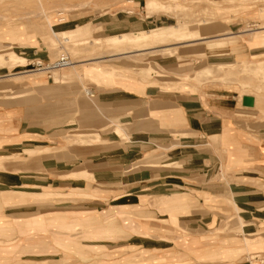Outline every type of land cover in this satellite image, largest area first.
Wrapping results in <instances>:
<instances>
[{
  "label": "rangeland",
  "instance_id": "374dc122",
  "mask_svg": "<svg viewBox=\"0 0 264 264\" xmlns=\"http://www.w3.org/2000/svg\"><path fill=\"white\" fill-rule=\"evenodd\" d=\"M148 1L0 0V34L23 28L32 38L26 43L0 40V53L15 51L23 58L21 63L0 64V159L8 168L0 170V264H179V257L187 254L181 246L185 240L195 243L189 246L191 251L197 249L193 256L189 250L187 264H216L225 255L218 246L227 240L216 234L203 235L202 222L206 229L219 226L240 232L244 222L232 213L234 207L227 200L166 184L172 180L166 175L179 174L181 167L180 163L167 164L166 148L181 143L166 145L164 141L165 136L172 140L187 136L178 133L186 122L181 110L171 104L182 95L205 102L224 95L237 100L233 103L242 102L244 96L254 97V107H246L257 106L254 117L238 111L239 128L250 138L255 134L251 124L264 123V66L257 65L264 63V48L248 43L251 38H264V0H158L163 6L152 11ZM182 24L208 38H232L226 50L214 53L206 42L176 47L177 41L172 40L166 46L169 51L111 56L117 49L130 50L134 45L128 40L113 44L108 37L123 33L134 37ZM48 25L56 32L80 31L77 42L61 36L52 40ZM77 48L80 51L74 52ZM66 56L73 62L67 68L37 67ZM90 57H104L98 66L116 71L111 80L86 72L97 65L82 66ZM150 67L157 72L145 74ZM65 72L69 78L63 76ZM149 87L157 101L141 105L129 104L134 96L121 92L146 96ZM153 103L156 107L149 105ZM138 105L141 111L131 114ZM170 108L174 111H164ZM134 118L150 119L141 124L152 123L162 142L156 152L147 150L133 159V155L124 157V151H134ZM27 148L40 151L27 155ZM17 175L33 177L32 182L20 187ZM217 179L225 180V176ZM13 183L18 187H12ZM7 190L10 195L47 190L61 194L30 195L23 201L3 198ZM71 191H89L95 196L69 195ZM19 201L22 204L6 207ZM214 210L220 213L219 220H202V215ZM56 215L64 218L58 226L47 222L39 231L26 232L23 221L14 220L38 216L48 220ZM235 253L233 262L240 255Z\"/></svg>",
  "mask_w": 264,
  "mask_h": 264
},
{
  "label": "crops",
  "instance_id": "0c3cea01",
  "mask_svg": "<svg viewBox=\"0 0 264 264\" xmlns=\"http://www.w3.org/2000/svg\"><path fill=\"white\" fill-rule=\"evenodd\" d=\"M261 48H264V46ZM33 55L36 56L37 54ZM151 89L152 87H149L145 91L146 96H141L129 90H121V92L134 96L133 100H129V104L132 102L133 104L138 103L141 105V103H147L148 101L152 103V100H154L153 98L156 97V95L150 91ZM137 90L140 91L139 88ZM146 98H148L147 101ZM232 101L237 100L224 95H222V98H213L206 102L201 100L200 97L193 95H182L175 100H171V104L176 106L175 110H181L186 122V126L181 128L179 132L187 136H182L178 140L169 139L170 137L167 136L165 139L166 141H164L166 145L172 144L174 141H179L181 143L179 147L166 148L165 153L170 160L167 164L174 165L180 163L181 165L179 174L172 172L173 174L166 175L165 178L167 180L172 179L170 181L171 183L166 184L184 187L187 190L208 193L214 199L227 200L234 207L232 213L235 215L237 214L236 216L244 222L239 233L237 231L220 228L219 226L213 227L212 229L207 228L208 231H206L205 222H202V230H204V233H202L203 235L216 234L220 235L222 239L227 240V244L221 243V246H218L225 255H221L222 261L216 264H255L254 261H257V259L261 260L260 263L258 262L259 264H264V129H259V131L256 132L252 123L251 125L253 128L251 132L255 134L252 135L253 137L249 138V136H247L248 132H243L242 129L239 128L240 120L238 119L237 113L241 111L244 113L243 115L245 117L252 119V116L254 117L253 111L256 110L257 106L248 109L243 106L242 102L233 103ZM165 102L167 103V101ZM128 103L127 105H129ZM140 105H138L139 107H135V109L131 111V114L135 115L136 111L140 112ZM149 105L151 107H156L157 104L153 103ZM134 106L135 105H133V108ZM143 106H145V111L147 106L145 104ZM151 107L147 109V114L149 116L151 114ZM153 111L157 112L156 109ZM164 111L173 112L174 108L164 109ZM181 112L178 111V115H180ZM42 113H45V111ZM150 119L142 120L140 118H134L132 120L134 132L131 138L134 151L131 153L125 150L124 157L133 155L134 159V156L139 157L147 150L149 153L157 151V144L162 142L161 137L154 131V128H152V123L149 125L147 123L145 125L141 124ZM254 136L256 137L254 138ZM167 139H169V141ZM148 143L150 144L148 145ZM38 151H40V149L34 150V148H30L29 151L28 148V153L30 155ZM222 174L225 176V180L217 179V177ZM10 175L14 176L16 174L13 173ZM16 177L20 182L22 181L20 184L18 183L20 187L28 185V182H32L31 180L33 179V177L28 178V176L23 178L17 175ZM71 181L75 183L82 180ZM11 186L16 187L17 184L13 183ZM79 194L92 195L85 196L87 198L95 196L89 191H71L69 193V195L76 196H80ZM201 201L199 202L201 203ZM118 214L121 213L119 212ZM111 216L112 215H110V217ZM201 217L202 220H210L215 217L219 220L221 215L217 210H214ZM62 219L64 218L57 217L56 215L48 220L39 216L38 218L28 221L20 218L14 220L23 221L21 226L25 227L24 229L26 230H39V228L47 226V222H50L53 226H58L59 222L63 221ZM36 221L39 223H36ZM196 229L201 228L196 227ZM212 230H216V232L211 233L210 231ZM194 244L193 242L190 243L188 240L183 241L181 246L183 247V251L187 252V254L185 253L186 257L183 255L179 257V264H187L190 261L188 259L189 256H191V249L189 246ZM191 252L193 256V254H195L193 252H197V249L192 248ZM234 252L237 254L240 253V255L237 256L236 260L233 262L231 260L235 258L232 257ZM198 256L200 257L199 254L195 257ZM203 264L208 263L204 261Z\"/></svg>",
  "mask_w": 264,
  "mask_h": 264
},
{
  "label": "bare ground",
  "instance_id": "6f19581e",
  "mask_svg": "<svg viewBox=\"0 0 264 264\" xmlns=\"http://www.w3.org/2000/svg\"><path fill=\"white\" fill-rule=\"evenodd\" d=\"M234 1V0H233ZM163 5L160 4L158 2V0H149L148 1V4H147V7H148V10L149 11H152L154 8H160L162 7ZM230 17V16H229ZM228 18V17H227ZM191 25V22L189 23ZM193 24V23H192ZM194 25V24H193ZM49 28H53V26L51 25H48ZM194 27H196V25H194ZM193 27V28H194ZM250 30V29H249ZM80 31H74V30H70V31H62V32H56L52 29V35H51V38L52 40H55L54 38L58 37V36H61L63 38H66V39H69V40H75L77 42V38H78V33ZM84 34H88L89 32L88 31H83ZM244 32V31H243ZM246 33V32H244ZM127 34V33H126ZM131 34V33H130ZM137 35L134 37H127L124 33L122 35H115V36H112V37H108V41L110 43H113V44H121L122 42L128 40L129 42H131L134 46L130 49V50H127L125 48H120V49H117V51H115L114 55H111V56H119V55H123L124 57V54L125 53H135V52H139V53H158V52H165V51H169L170 48L166 47L169 45V42H171L172 40H176L177 43H174L176 44V47H178L179 45H183V44H194L196 42H206L207 44V48L208 50H210L211 52H216L217 50H221V49H227V45L230 43L228 41H230V39L232 38L231 35H224V36H220V37H216V38H208L203 36L202 33L198 30V31H194L191 28L188 27L187 24H182V25H178V26H175V27H167V28H161V29H158V30H148V31H144V32H141V34H138L136 33ZM132 35V34H131ZM238 35V34H236ZM30 39H32L31 37H28L27 35V32L26 30H24L23 28H9V29H6L4 31H2V33L0 34V40H6V41H17V42H20V43H26L27 41H29ZM56 41V40H55ZM216 42V43H214ZM248 43L253 47L255 46L256 48H261L262 46H264V38H251ZM11 48V47H9ZM52 48V47H51ZM80 48V47H79ZM77 48L76 50H74V52H78L80 51V49ZM179 49V48H178ZM255 49V48H254ZM8 50V48H7ZM82 50V49H81ZM4 52V51H3ZM134 55V54H133ZM145 55V54H144ZM140 56V55H137V57ZM134 57V56H133ZM127 58V57H126ZM129 58V57H128ZM136 58V57H134ZM104 59V57H90L83 62L84 65L82 66H87V63H95L97 65H93L91 66V70H87L86 72H89V74L91 76H95L96 78H104V79H109L111 80L113 75H115L116 71L114 70H109V69H105V68H102L100 66H98V64L101 62V60ZM120 59V58H119ZM137 59V58H136ZM23 60V58L15 51H8V52H4V53H0V64H4L7 62H13V63H21ZM110 60V59H109ZM134 60V59H133ZM86 62V63H84ZM12 64V63H11ZM73 65V62H71L70 64L66 65L65 68L69 67ZM257 65H261L264 66V63L261 61L259 62ZM53 72V71H52ZM157 71L153 68V67H150L146 70L145 74L147 75H152L153 73H156ZM255 72V71H253ZM55 73V72H54ZM255 75L258 76V74L255 72L254 73ZM253 75V74H252ZM254 75V76H255ZM16 76H20V75H16ZM63 76L66 78L68 76V78L70 77L69 74H67V72L63 73ZM117 76V75H116ZM55 77L58 78L59 77V74H56L55 73ZM261 77V76H260ZM263 77V76H262ZM150 78V77H149ZM147 79V78H146ZM151 79V78H150ZM172 83V82H171ZM181 86V85H180ZM46 91V90H45ZM45 91H42V92H45ZM89 93V92H88ZM60 94V93H59ZM55 95V94H54ZM53 96V95H52ZM52 96H49V97H52ZM53 98V97H52ZM149 112V111H148ZM262 118V117H261ZM261 120V119H260ZM264 120V119H263ZM30 122L32 121H29V124ZM33 124V123H32ZM264 124V123H263ZM261 123V125H255L253 127H255V131H259L264 129V125ZM30 126V125H29ZM113 126V125H112ZM115 127V126H114ZM113 127V128H114ZM118 131H122V129L118 126ZM112 129V128H111ZM113 130V129H112ZM114 131V130H113ZM116 131V130H115ZM178 133L180 135H182L183 133L179 132ZM121 136V135H120ZM205 136V135H204ZM167 137V136H165ZM169 137V136H168ZM163 138V136H162ZM93 140V139H92ZM136 141V140H135ZM138 142V141H137ZM134 143V142H133ZM150 143H148L149 145ZM144 145V144H143ZM7 148V147H6ZM26 151V154L29 155L28 153V148L27 149H24ZM35 150V149H34ZM29 151H30V148H29ZM110 151V150H109ZM13 152V151H12ZM19 152V151H18ZM1 153V152H0ZM7 153V152H5ZM4 154V153H2ZM8 154V153H7ZM18 154V153H17ZM0 158H2L0 156ZM3 159H0V170H6L8 169L7 168V163L3 161H1ZM52 161V160H51ZM161 161H155V163H160ZM13 163V162H11ZM39 163V162H38ZM55 163V162H54ZM169 163V162H167ZM15 164V162H14ZM40 164V163H39ZM46 164V163H45ZM52 164V163H51ZM82 164V163H81ZM113 164V163H112ZM118 164V163H117ZM41 165V164H40ZM167 165V164H166ZM62 166V165H61ZM113 166V165H112ZM117 166V165H116ZM42 167H43V164H42ZM86 168V167H85ZM14 169V168H13ZM18 169V168H17ZM110 170V169H109ZM135 169H133L132 171H134ZM38 171V170H37ZM100 171V170H99ZM72 172V171H70ZM81 172V171H80ZM83 172V171H82ZM86 172V171H84ZM96 172V171H95ZM130 172V171H129ZM90 173V172H88ZM68 174V172L66 173ZM71 174V173H70ZM76 174H78L76 172ZM75 174V175H76ZM80 174V173H79ZM92 175V173H90ZM61 175V174H60ZM63 175V174H62ZM73 175V174H72ZM84 175V174H83ZM68 176H71L68 174ZM89 176V175H88ZM16 177V176H15ZM131 177V176H130ZM12 178V177H10ZM24 178V177H23ZM136 180V178H134ZM16 180V179H15ZM131 180V179H130ZM128 181V180H127ZM132 181V180H131ZM18 183V182H17ZM86 183V182H85ZM92 183V182H91ZM129 184V183H128ZM164 184V183H163ZM184 188V187H183ZM17 189V188H16ZM163 189V188H162ZM165 189V188H164ZM22 190V189H21ZM9 192L11 191H3L2 193V197L3 198H19L21 200H25L28 196L32 195V196H41V197H48V196H55V195H58L59 192L57 193V191H51V190H47V191H43V192H24V191H16V193H19V194H8ZM14 192V191H12ZM179 194V193H178ZM83 196H92L90 194H83ZM162 197V196H161ZM167 197V196H166ZM23 201H19V202H14V203H8L6 205V207H10V206H14V205H18L20 204L21 202ZM147 202V201H146ZM233 203V202H232ZM22 204V203H21ZM30 204V203H29ZM238 206V205H237ZM31 212V211H30ZM30 214V213H29ZM33 214V213H32ZM45 214V213H44ZM193 215V214H192ZM113 216H111L110 218H112ZM223 217V216H222ZM198 220V219H197ZM148 221V220H146ZM179 222V221H178ZM194 222V221H192ZM197 222V221H196ZM220 224V223H219ZM245 226V225H244ZM47 226L45 227H41L39 228V230L41 229H45ZM245 228V227H244ZM103 229V228H102ZM30 230H34V229H30ZM38 230V231H39ZM103 231V230H102ZM26 232H30V231H26ZM103 235V234H102ZM105 235V234H104ZM149 239V238H148Z\"/></svg>",
  "mask_w": 264,
  "mask_h": 264
},
{
  "label": "built area",
  "instance_id": "2783aa9c",
  "mask_svg": "<svg viewBox=\"0 0 264 264\" xmlns=\"http://www.w3.org/2000/svg\"><path fill=\"white\" fill-rule=\"evenodd\" d=\"M71 60L69 57H62L61 59L57 60L56 62H54L53 64L44 66L42 63H38L37 67L40 69H44V70H53V69H61L63 67H66V65L70 64Z\"/></svg>",
  "mask_w": 264,
  "mask_h": 264
},
{
  "label": "water",
  "instance_id": "95a60500",
  "mask_svg": "<svg viewBox=\"0 0 264 264\" xmlns=\"http://www.w3.org/2000/svg\"><path fill=\"white\" fill-rule=\"evenodd\" d=\"M242 104L244 107H254L255 98L251 96H244L242 100Z\"/></svg>",
  "mask_w": 264,
  "mask_h": 264
}]
</instances>
